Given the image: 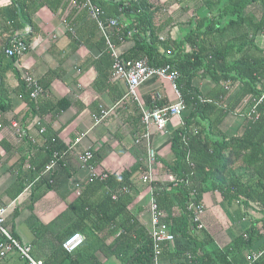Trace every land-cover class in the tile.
Instances as JSON below:
<instances>
[{
  "label": "trees",
  "instance_id": "trees-1",
  "mask_svg": "<svg viewBox=\"0 0 264 264\" xmlns=\"http://www.w3.org/2000/svg\"><path fill=\"white\" fill-rule=\"evenodd\" d=\"M92 1L103 12V19L115 18L122 25L118 32L115 27L107 29L110 41L115 45L125 40L133 42L119 54L120 59H146L152 66L170 64L177 72L175 85L185 110L182 124L178 123L170 132L171 158L162 160L172 180L156 183L154 192L159 210L175 237L173 248L165 249L162 258L176 264H248L246 256L260 252L250 264H264V98L256 106L257 119L248 115L264 88V47L258 40L264 36V0ZM67 2L58 0L57 6L63 3L67 7ZM172 4H177L176 8L166 13ZM43 5L57 7L48 0L0 2V25L9 32L2 42L3 54L12 33L25 26L31 27L23 39L29 43L35 32L32 15ZM83 18L101 37L97 78L109 83L113 60L105 38L85 13L69 11L67 15L72 23ZM175 26L178 30L181 26L185 28L176 38L171 34ZM161 33L166 36L164 40L159 39ZM16 59L9 56L8 63L13 64ZM57 77L55 71H48L38 80L43 95L36 100L29 97V89L20 79L16 95L26 102L29 119L55 116L69 105L65 99L50 102L43 98ZM204 81L208 82L206 90L199 87V82ZM227 81L229 90L222 84ZM199 97L217 104L201 103ZM157 101L154 96L144 104L161 107ZM132 104L134 123L139 125L140 111L135 101ZM6 110L7 105L0 97V114ZM227 112L243 117L241 130L234 136L219 129ZM27 152L25 159H19L18 175L6 192L9 198L15 199L33 182L31 192H37L34 202L48 190L64 199L61 188L69 176L67 145L58 139L57 133L45 128L43 144L35 147L28 144ZM55 152L63 153V157L58 168L45 178L44 167ZM101 153L93 151L91 165L100 161ZM23 165L26 168L22 170ZM138 171L139 167L134 165L118 175L107 171L105 180L90 179L87 175L81 186L72 190L67 186L68 194L74 197L67 204L66 218L58 219V231L46 249L41 250L42 257L31 251L32 256L44 264H102V258L112 259L116 264H152L147 229L137 219L138 210H131L135 199L131 178ZM123 186L130 192H120ZM206 192H217L227 206L236 205L227 215L229 228L225 232L229 241L222 247L214 242V236L226 230L219 221L213 215L209 218L204 209L203 228L198 230L186 210L190 200L203 203ZM112 194H116L115 199ZM222 210L226 214L224 206ZM249 210L257 216H251ZM37 225L38 230L46 229L41 223ZM72 232H81L84 240L77 249L67 252L62 242Z\"/></svg>",
  "mask_w": 264,
  "mask_h": 264
},
{
  "label": "crops",
  "instance_id": "crops-1",
  "mask_svg": "<svg viewBox=\"0 0 264 264\" xmlns=\"http://www.w3.org/2000/svg\"><path fill=\"white\" fill-rule=\"evenodd\" d=\"M6 1L8 0H0ZM48 1L52 6H57L58 0ZM160 1L164 3L165 0ZM63 6V3H59L57 7L43 5L37 8L32 15L35 32L28 43V49L13 64H9V57L3 54L2 42L8 37L9 32L3 30L0 25V97L7 105V110L0 114V207L6 208L5 228L20 243L31 245L32 254L36 257H42L41 250L46 249L58 231V219L65 217L67 204L74 197V194H68V189L81 186L88 174L78 167L75 159L78 152L87 148L102 152L100 161L94 166L96 171L106 170L118 175L134 165L139 167V171L131 178L135 195L131 210L132 212L138 210L137 219L146 229L149 221V215L144 207L146 187L139 181L144 164V149L134 143V139L141 132V125L134 123L133 100L126 95L122 82L111 80L109 83L99 82L96 63L101 53L99 50L101 37L93 31L92 24L86 21V18L76 23H72V18L67 20L68 7ZM176 6L177 4H172V7L171 5L167 7L166 13L174 10ZM181 32L175 26L171 34L176 38ZM258 40H261V46L264 47V36ZM112 44L120 54L132 46L133 42L125 40L120 45ZM48 71H55L58 77L50 84L43 98L50 102L65 99L69 105L55 116L49 114L44 116L42 124L57 133L58 139L64 145L71 144L80 135L83 137L74 149L70 150L67 163L69 176L61 188L64 199H60L54 191L48 190L34 202L33 197L37 192H31L33 182H29L15 199H11L6 192L18 175L19 159L21 157L25 159L29 155L28 144L34 147L41 146L44 141V134H38L33 120L28 118L30 115L28 106L22 97L16 95V90L24 72L39 80ZM204 83L199 82V87L206 90L208 82ZM137 92L142 103H145L147 98L154 99V96L162 106L176 100L169 82L158 78L147 80L141 84ZM102 111L105 112L104 117L96 122ZM242 119V116L227 112L219 129L227 136H234L241 130ZM13 122L25 130L26 134L23 137L18 136V132L12 127ZM178 123L176 118H171L165 130L158 131L153 128L151 131V140L157 155L156 183L164 184L171 179L162 160L169 161L171 158L170 132L178 127ZM25 168L26 165H23L22 170ZM64 178L62 175V179ZM202 201L209 218L213 215V218L217 219L218 212L219 215L221 213L224 215L227 222L228 213L236 208L235 204L227 206L221 202L222 199L217 192L204 193ZM220 205L224 206L226 214ZM208 210L210 213H207ZM145 216H148V221L144 219ZM37 223L45 225L46 229L38 230ZM228 241L214 236L215 245L218 247H222ZM0 264L23 262L18 254L12 251L0 258ZM102 264L116 263L111 259L102 258Z\"/></svg>",
  "mask_w": 264,
  "mask_h": 264
},
{
  "label": "built area",
  "instance_id": "built-area-1",
  "mask_svg": "<svg viewBox=\"0 0 264 264\" xmlns=\"http://www.w3.org/2000/svg\"><path fill=\"white\" fill-rule=\"evenodd\" d=\"M155 1V0H154ZM68 11H72L75 14L85 13L87 18L93 21L103 37L106 40L108 51L113 60L112 73L110 76L111 81H120L124 84L126 89V95L137 103L140 111V125L141 132L134 139V143L141 145L144 149V164L143 170L139 176V181L146 187L145 195V209L149 215L148 221V235L151 240L152 247V264H176L174 261L165 260L162 258L163 251L169 248H173L175 237L170 232L169 224L167 223L163 213L159 210L157 205L154 192L156 186V162L157 155L155 148L153 147L151 140V131L156 129L163 131L166 129L167 124L171 118H176L180 124H182V116L185 110V104L181 98L178 89L175 85L177 78V72L170 66V64H164L162 66L149 65L146 59L138 60H127L124 61L119 58V52L111 43L107 34V29L115 27L116 32L120 30L122 26L119 21L115 18L103 19V12L92 0H68L67 2ZM70 28V27H69ZM72 30V28H70ZM29 27L25 26L22 30L12 33L7 46L4 49L6 56L21 57L28 49V44L23 40L24 36L28 33ZM131 32H128L130 35ZM165 35H160L159 39L164 40ZM151 78H158L161 80L168 81L171 84L172 91L176 97V100L165 106H154L152 108L146 106L139 99L138 88ZM22 80L26 87L29 89V97L36 100L38 97L43 95V90L38 83V80L34 78L30 73L24 72ZM225 90H229V82H223ZM264 98V88L259 93V98L253 101V105L250 109L249 116L255 115L254 119H257L256 106ZM201 103H214L212 99L199 97ZM234 115L240 116L233 112ZM105 112L102 111V115L96 118L98 122L103 118ZM33 124L37 127L38 134L45 133V126L42 124V120L35 118ZM12 127L18 132L19 137H23L26 132L24 129H20L17 123L13 122ZM83 135H80L73 142L67 145V149L70 151L79 143ZM63 153L58 155L56 152L53 153L51 160L44 167L43 177H48L55 169L58 168V162L62 159ZM93 158V150L91 148L84 149L76 154V161L79 168L87 171V175L90 179L97 178L99 180H105L108 177L107 171H96L95 167L91 165ZM192 167V164H190ZM172 179H170L171 181ZM175 184V183H174ZM120 192L129 193L130 189L126 186L121 187ZM78 193V190L76 191ZM116 198V194H112V199ZM204 203H194L190 200L186 205V210L191 215L192 222L196 225V229L200 230L203 228L201 221L204 215ZM242 206L240 210L243 212ZM5 213L6 208L0 207V258L5 257L9 252H16L23 264H44L42 260L36 259L31 254V245L22 244L5 228ZM83 235L81 232H72L66 236L62 242V248L71 252L77 249L83 243ZM261 253L255 252L246 256L247 263L250 264L255 260Z\"/></svg>",
  "mask_w": 264,
  "mask_h": 264
},
{
  "label": "rangeland",
  "instance_id": "rangeland-1",
  "mask_svg": "<svg viewBox=\"0 0 264 264\" xmlns=\"http://www.w3.org/2000/svg\"><path fill=\"white\" fill-rule=\"evenodd\" d=\"M185 19V18H184ZM185 29V28H184ZM184 29L182 28V26H181V30L184 32ZM260 43H259V45L261 46L262 45V43H261V40L259 41ZM263 45H264V43H263ZM205 82V81H204ZM167 83H168V81H167ZM203 83V82H202ZM169 85H171L170 83H169ZM249 212L251 213L250 215H252V216H256L257 214H255V212H253V211H251V210H249ZM217 215H218V221H219V223L222 225V227L224 228V229H226V230H221L220 232H219V234H218V237L217 238H223L225 241H228V236L226 235V232L225 231H228L227 229L229 228V224H228V222L226 221V218L224 217V215L221 213L220 215L218 214V212H217ZM144 219L145 220H147L148 221V216H145L144 217ZM216 219V220H217ZM112 260V259H111ZM113 261V260H112ZM114 263H115V261H113Z\"/></svg>",
  "mask_w": 264,
  "mask_h": 264
}]
</instances>
